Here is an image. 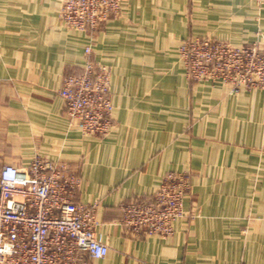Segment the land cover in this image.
I'll list each match as a JSON object with an SVG mask.
<instances>
[{"label":"crops","instance_id":"obj_1","mask_svg":"<svg viewBox=\"0 0 264 264\" xmlns=\"http://www.w3.org/2000/svg\"><path fill=\"white\" fill-rule=\"evenodd\" d=\"M61 4L0 0V168L38 153L80 175L76 200L96 202V231L109 246L85 264H264V91L191 81L179 53L196 35L264 44V4L125 0L92 48L112 70L105 136L72 126L59 94L89 42L62 21ZM173 170L192 183L173 234H126L121 202L151 201Z\"/></svg>","mask_w":264,"mask_h":264},{"label":"built area","instance_id":"obj_2","mask_svg":"<svg viewBox=\"0 0 264 264\" xmlns=\"http://www.w3.org/2000/svg\"><path fill=\"white\" fill-rule=\"evenodd\" d=\"M125 0H62L65 25L87 32L82 69L67 74L59 88L70 124L83 134L105 136L113 127L111 67L92 56L101 25L121 14ZM260 5L264 0H256ZM187 78L221 82L231 92L264 91V44H232L210 36H190L179 45ZM80 175L66 162L35 154L18 167L0 168V264H85L103 258L109 246L97 234L96 202L76 200ZM192 187L182 171L165 173L152 200L121 202L119 223L130 236H170L184 217Z\"/></svg>","mask_w":264,"mask_h":264}]
</instances>
